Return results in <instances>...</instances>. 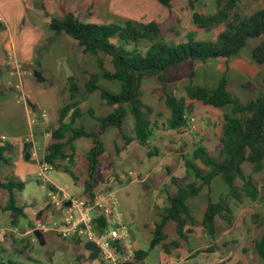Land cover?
I'll return each instance as SVG.
<instances>
[{
  "label": "rangeland",
  "instance_id": "rangeland-1",
  "mask_svg": "<svg viewBox=\"0 0 264 264\" xmlns=\"http://www.w3.org/2000/svg\"><path fill=\"white\" fill-rule=\"evenodd\" d=\"M225 5V1L221 2L219 8ZM85 8L83 7L78 16L82 22L87 21L84 15L89 9ZM261 8L262 0H238L230 9L228 20L234 14L243 17ZM217 9L215 0H198L193 9L187 6L185 0H173L170 8L160 5L156 0H111L109 13L104 11L105 16H101V12L96 10L97 14L88 22L121 23L123 18L135 20L150 13L154 14L153 20L162 26L166 41L177 44L187 41L189 37L195 40H215L224 30L225 22L198 27L193 21V13L208 15L215 13ZM65 39L67 56L61 59L58 53L62 52L61 45ZM54 42L55 40L40 57V65L47 66L43 68L46 81L38 82L32 73L23 74L20 78L21 91L14 87L5 90L3 94L7 95L6 100H2L0 95V147L5 145L4 141L10 145L6 150L0 148V179L24 183L21 188L14 187L12 194L16 206L26 212L25 217L16 211L7 210L9 192L0 188V258L28 263L25 256L17 257L18 250L27 245L26 253L34 264H104L99 258L89 259L82 236L61 238L57 232L51 236L44 232L43 237L37 239L33 234L39 223L52 225V220L45 211L54 215V210L46 198L49 181L41 182L37 176L36 165L31 169V162L26 160L24 139L30 136L31 131L25 106L21 101V92L28 98L29 103H36L35 108H32V104H27L34 121H39L37 115L45 112L46 120L53 122L41 125L34 134L36 137L38 132H44L49 140V130L56 125L59 108L68 101L70 78L55 71L62 63L66 62L71 66V78L79 87L81 116L77 119V125L82 124L87 130H97V118L112 110L101 98L99 89L92 93L86 92L84 84L89 75L97 74L98 84L109 92L116 93L121 89L119 81L103 76L105 71L114 70L110 55L103 52L82 53L80 47L66 36L59 37L54 52L50 53ZM258 42L259 39H248L240 52L229 59L217 57L206 62L185 61L167 72L165 84L153 76L146 77L139 91L142 102L149 108L148 116L152 123L147 146L140 145L135 139L134 120L128 111L121 131L115 126H108L101 135L105 152L98 158L92 179L93 189L113 178L105 191L112 189L117 202L116 212L121 215L125 229L133 233L130 240L134 250H148L153 225L159 221V214L167 205V197L174 194L177 184L193 181L197 185L200 183L195 180L192 170L186 167V161L191 160L198 169L207 170L200 158L193 157L195 150L199 146L203 147L208 155L220 159L218 153L224 115H231L230 105L215 108L188 100L191 109L186 119L187 126L168 129L165 123L170 110L164 102V94L184 97V89L189 82L212 88L225 76L227 89L242 103L255 99L264 93V63L258 64L252 57V50ZM56 46L60 50H56ZM126 48L131 49L130 46ZM138 49L143 50L144 45L141 44ZM43 57H46L44 62ZM61 71L64 72L63 67ZM7 78L3 75L2 80L6 81ZM17 81V78L10 79L11 85ZM18 98L20 102H17ZM2 136L6 140L3 141ZM127 137L131 139L127 140ZM89 145V138H81L75 150L71 167L77 176V184H82L87 178L86 155ZM37 149L39 153L42 152L43 140L37 142ZM149 151L153 152L152 156L148 155ZM242 171L246 178L252 179L258 190L255 199H231V214L225 213L226 217L215 216V233L212 236L202 224L204 209L209 199L216 201L227 193V185L223 179L220 176L213 178L209 186H203L198 194L187 200L191 216L186 224V228L191 230L187 240L180 239L179 247L169 244V252H164L160 246L155 247L143 264H263L254 243L264 234V162L259 170H254L250 162H244ZM54 176L57 183L67 185V192L70 188L78 189L71 183L67 184L71 179L68 174L59 173L53 168L46 171L48 179ZM172 178L177 179V184L172 182ZM236 183L240 185L242 180L237 179ZM42 206L46 207L40 209ZM168 233L166 242L176 238L171 226Z\"/></svg>",
  "mask_w": 264,
  "mask_h": 264
},
{
  "label": "trees",
  "instance_id": "trees-1",
  "mask_svg": "<svg viewBox=\"0 0 264 264\" xmlns=\"http://www.w3.org/2000/svg\"><path fill=\"white\" fill-rule=\"evenodd\" d=\"M160 5L170 8L172 0H156ZM190 9L194 8L198 0H185ZM226 2L221 7V2ZM238 0H215L218 9L213 14L193 13V21L198 27H207L225 22V28L215 40H195L191 37L182 43H169L163 34L162 26L156 21L140 22L131 19L121 23L95 24L82 22L73 13H66L61 17L51 16L48 29L52 36L47 38V43L36 51L34 68H39L40 57L56 36L64 35L73 40L82 53L96 54L103 52L111 56L114 70L105 71L103 76L110 80L120 82L121 89L116 93L103 89L98 84L99 76L95 73L89 75L84 84L87 93L96 89L100 90L101 98L112 107L105 116L98 117L97 130H87L82 124L77 125L80 118L78 97L79 87L72 78L69 79L68 101L61 105L58 111L56 125L50 127L49 140L45 146L42 161L51 165L55 170L67 173L73 180L77 176L71 166L74 157V141L80 137L91 140V147L87 151V178L84 180L83 193L86 197L92 196L93 176L96 171L98 158L104 154L101 135L108 126H115L121 131L122 123L128 111L134 120L135 139L142 146L148 145L151 135V121L149 108L140 98L139 88L146 77L153 76L165 84L167 72L185 61L206 62L209 59L221 57L229 59L240 52L250 38L259 39L252 50V57L256 63H264V0L263 8L252 14L239 17L234 14L230 20L229 11ZM2 24L0 23V29ZM143 44L144 49H138ZM130 46L131 49H127ZM185 96L175 97L164 94V102L170 110V115L165 123L168 129L186 127L189 115L190 101H198L204 105L215 108L231 106V115H224L222 133L220 137L219 157L215 159L205 152L203 147H198L193 157L200 158L207 167L202 171L192 163L186 161V167L191 169L195 180L200 181L178 185L177 179L172 182L177 184L174 194L167 197V205L159 214L157 221L150 232L148 250H135L132 262L139 264L148 255L149 251L160 246L164 252H169L170 245L179 247V240L186 241L191 232L186 224L191 220L187 200L200 192L203 186L210 185L213 178L220 176L227 185L226 195L216 201L208 200L204 209L202 224L208 233L214 236L215 216L226 217L231 214L230 200H240L242 197L255 199L258 190L251 178H246L242 171V164L250 162L254 170H259L264 162V93L242 103L227 89V81L222 76L218 83L208 88L189 82L185 86ZM125 137V136H124ZM127 140L131 138L127 137ZM3 150L7 146L0 147ZM24 150L28 152L26 145ZM153 155L152 151L148 152ZM241 179L242 183H236ZM24 183L0 179V188L9 192L7 210H13L24 216L21 207L16 206L12 194L14 187H23ZM170 226L174 229L176 238L166 242ZM170 244V245H169ZM254 247L264 264V234L256 240ZM0 264H28L24 261L0 258Z\"/></svg>",
  "mask_w": 264,
  "mask_h": 264
},
{
  "label": "crops",
  "instance_id": "crops-1",
  "mask_svg": "<svg viewBox=\"0 0 264 264\" xmlns=\"http://www.w3.org/2000/svg\"><path fill=\"white\" fill-rule=\"evenodd\" d=\"M110 1L111 0H0V19H1L0 23L2 24V28L0 29V79H1L0 95L2 100L7 99V95L3 94L5 90L11 89L12 87H14V89L17 91L22 90L20 78L23 74H28V73L33 74V70H38L41 72L43 77L46 76L44 75L43 68H46L47 66L39 65V68H34V66L36 60V51L47 43V38L52 36V33L49 31L47 27L50 22L51 16L61 17L69 12V13H73L75 16L78 17L83 11V7H86L89 10L86 11L84 17L85 20H87L85 22H88L90 18H93L94 15L97 14L95 12L96 10H98V13L101 12V16H105V13H103L104 11L109 13L108 10H109ZM123 19L125 20L126 18ZM153 19H154V14L151 15L150 13H145V15H143L142 17L140 16V18L135 19V21L146 23L149 21H153ZM59 37H64V35L55 37L54 39L55 42L49 51L50 53L54 52L55 43L57 40H59ZM66 45H67V39H65V41L61 45L62 52L59 51L58 53V56L61 59L66 58L67 56ZM56 50H60L58 46H56ZM42 60L44 62L46 60V57H43ZM66 60L67 59H65V61ZM61 67L64 68V72L61 71ZM29 69H31L32 72L29 71ZM55 71L59 73V75L63 74L64 77L71 78L73 76L71 66H68L66 62L65 64L62 63L60 65V68H58V70ZM3 75L8 77L6 80L7 82L2 80ZM11 78H17L18 81L14 85H11L10 82ZM46 80L47 77H45L44 81ZM21 96H22L21 101L24 103L25 112L27 115L29 128L31 131L30 136H27L24 139V145H26L29 153V157L26 158V160H28V162L29 161L31 162L32 165L29 166L31 167V169L34 164L36 165V172H37L39 162L42 160V157L44 155L45 146L48 142V138L46 137V134L44 132H38V136L36 135V137L34 134L37 131L38 127H41V125L53 123V122L46 120L45 112L37 115L39 116L38 118L40 119L39 121L35 119L36 121L35 122L34 119L31 118L32 113L29 107L27 106V104H32V108H35L36 103L34 101H32V103H29L28 98L24 96L22 92H21ZM19 100L20 98L17 99V102H20ZM43 114H45V116H43ZM34 122H35L34 124L35 126L34 125L32 126L31 123ZM81 138H86V137H80L74 141L75 150H77L78 143L81 140ZM1 139L3 141L6 140L4 136H2ZM39 140H43V149L41 153H39L37 149V142H39ZM4 142H5V146H7L8 148L10 146L9 143L7 141ZM90 147L91 145H89L88 149ZM74 156H75V151H74ZM25 167L28 168V166ZM57 172L67 174L59 170H57ZM55 179L56 176H54V178L52 179H48L50 183V187L63 189L69 196L86 197V195L83 193L84 181L82 182V184H77L75 180L71 178L69 182L67 181L68 182L67 184L71 183L73 186H77L78 189L75 190L74 188H70V191L67 192L68 190L67 185L65 184L60 185L55 181ZM105 194L106 196L107 194L113 196L112 189H109V191H107ZM34 203H36V201H34ZM44 207L46 206H42L40 207V209H43ZM52 209L54 210V215L53 213L46 211L45 214L47 215V217H49L52 220V222H57L58 219L60 218L59 211L55 210L53 207ZM92 214L94 216V225L97 227V229L99 230L105 229L107 227L106 226L108 220L107 217L99 212H95ZM24 216L26 217V212H24ZM112 217H114L115 219L119 217L120 223L115 225L118 229H121L122 227L125 226V223L123 222V219L120 214L116 212ZM128 231L132 238L133 237L132 231L131 230ZM71 237L72 236L68 238ZM29 247H31V245ZM26 249H28L27 245L21 247L18 250L17 257L25 256V259L28 260V264H34L32 263L33 262L32 258L29 255H27ZM25 253L26 255H24ZM148 255L142 260L141 262L142 264L144 263Z\"/></svg>",
  "mask_w": 264,
  "mask_h": 264
},
{
  "label": "built area",
  "instance_id": "built-area-1",
  "mask_svg": "<svg viewBox=\"0 0 264 264\" xmlns=\"http://www.w3.org/2000/svg\"><path fill=\"white\" fill-rule=\"evenodd\" d=\"M51 168L48 163L42 160L39 162L37 176L41 182L48 181L46 171ZM112 181L113 178H110L100 187L94 188L90 197L69 196L63 189L49 186L46 188V198L49 204L59 211L60 218L57 222H52V225L39 223L34 231L44 233L56 230L61 238L82 236L84 243L88 240L94 241L99 246L98 258L104 264H122L132 260L135 250L131 245V235L125 227L118 229L115 226L120 223L119 217H112L116 213L117 202L112 195L105 194V189ZM66 202H69L68 206H65ZM95 212L107 217L105 229L95 228L92 214Z\"/></svg>",
  "mask_w": 264,
  "mask_h": 264
},
{
  "label": "water",
  "instance_id": "water-1",
  "mask_svg": "<svg viewBox=\"0 0 264 264\" xmlns=\"http://www.w3.org/2000/svg\"><path fill=\"white\" fill-rule=\"evenodd\" d=\"M33 76L35 77V79L38 81V82H43L44 81V77L42 76L41 72L38 71V70H33ZM29 157V153L26 152V158ZM69 205V202H66L65 203V206H68ZM95 228L97 229V227L95 226ZM48 236H51V235H54L55 234V231L53 230H50V231H47L45 232ZM34 236L37 238V239H41L43 237V233L38 231V230H35L33 232ZM41 243H43V239L41 240ZM84 248L89 252V259L90 260H95L98 258V253H99V246L94 242V241H91V240H88L84 243ZM122 264H135L134 262H123Z\"/></svg>",
  "mask_w": 264,
  "mask_h": 264
}]
</instances>
